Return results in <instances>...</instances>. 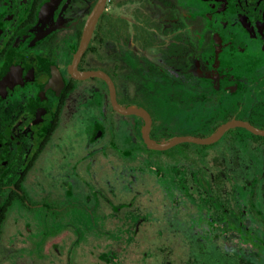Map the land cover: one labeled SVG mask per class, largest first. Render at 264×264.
Masks as SVG:
<instances>
[{
	"label": "flooded vegetation",
	"instance_id": "1",
	"mask_svg": "<svg viewBox=\"0 0 264 264\" xmlns=\"http://www.w3.org/2000/svg\"><path fill=\"white\" fill-rule=\"evenodd\" d=\"M97 2L0 0V235L12 210H19L20 217L30 211L52 220L58 213L63 224L54 232L64 230L77 217L72 207L87 205L86 198L68 193L65 185H74L77 179L92 194L94 155L110 158L97 169H119L127 162L115 154H137L139 147L127 149L119 139L115 119L141 117L116 112L101 77L76 74H107L118 104L142 106L149 112L151 136V90H165L167 103L179 104L173 97L180 92L181 104L202 105L203 97L181 90L203 91L206 78L199 70L206 54L210 59L217 55L220 71L231 68L234 72L237 52L246 60L247 75L257 64L262 66L264 0H106L80 52L86 22ZM258 74L264 82L263 69ZM261 101H252L247 116L233 112L214 120L220 125L233 118L251 123V118L255 122L251 124L264 128L258 126H264V121L255 110ZM241 132L235 141L244 145L231 147L229 173L233 182L243 184L235 183L234 204L228 201L229 209L219 218L223 224L215 223L211 229L215 236L218 231L238 235L246 246L227 239L220 248L217 242L207 243L198 252L191 249L195 257L191 251L188 259L193 264H264V136ZM230 133L237 132L230 129L222 137ZM140 148L145 150L143 145ZM186 175L183 180L177 178L180 188L187 184ZM196 176V182L208 180L206 174ZM211 192L203 202L220 205L222 195L212 186ZM173 195L165 198L174 200ZM84 213L91 218L92 213L86 209ZM196 222L193 217L186 224L194 227ZM152 262L166 264L163 258Z\"/></svg>",
	"mask_w": 264,
	"mask_h": 264
},
{
	"label": "rangeland",
	"instance_id": "2",
	"mask_svg": "<svg viewBox=\"0 0 264 264\" xmlns=\"http://www.w3.org/2000/svg\"><path fill=\"white\" fill-rule=\"evenodd\" d=\"M211 58H207L206 54L203 68L201 67L199 70L204 73V78H206L203 91L186 88L181 90L188 95L195 94L203 97L202 105H198L194 110L188 108L191 105L190 102L180 103L182 98L180 92H176L173 97V100L179 102L178 104L176 102L167 103L168 101L164 98L165 90H151L154 128H166L168 133L193 130L199 127L201 120L209 119L212 116L223 117L233 112L236 115L247 116L252 101L264 100V82L258 79V72L261 69L264 71L263 58L262 66L261 64L254 66L255 71L252 69L250 76L247 75L246 60L242 59L240 52L234 56L236 64L234 72L231 68L220 71V68L217 69V55L216 58L213 56ZM193 68L196 69L195 66ZM229 72L234 73V76H231ZM184 98L187 99V96ZM261 102L262 104L255 108L256 117L264 121V101ZM115 120L118 125L119 139L126 142L127 149L132 150L133 145L139 147L137 154L128 155L127 152H123L115 155L128 164L133 162L132 164H135L138 169L134 171L133 167L124 166L119 169H97L100 167L99 164H107L110 158L107 160V158L94 155L91 159V165H93L92 174L90 173L91 184L99 182V179L94 178L96 175L98 178L102 177L104 180H108L109 177L106 174L110 172L109 181L114 182L117 173L123 174L116 176L119 195L120 193L124 194L126 200L131 198L130 207L133 208V211L139 213L142 209L140 213L145 216V219L140 218L134 224L133 240L128 244H117L108 238L94 237L99 234L101 223L104 221L105 232L114 230L115 220L110 216L107 218L110 209L104 202L98 205L97 209L100 213L94 210L96 201L93 193L87 192L83 184L76 179L74 185H65V190H68V193H73L75 197L86 198L87 205L85 208L83 204H76L75 207H72V212L77 217L68 224L70 226L58 233L54 232L55 228H60L63 224L58 213L53 216L55 219L52 220L44 219L39 214L30 211L26 212L24 217H20L19 210L11 211L0 235V264H151L155 254L156 237L160 233H163V246L167 247L164 251L166 257H163L166 264L168 262L169 264H193L191 258L188 259L191 249L198 252L206 247L207 243L217 242L220 248L222 247L221 243L227 239L235 245L246 246L237 237L238 235L233 236L218 231L215 236L211 229V226L215 227V223L223 224L219 218L223 215V211L229 209L228 201L231 200L230 204H234L231 195L236 193L235 183H239V186L243 184L239 180V182H233L234 178L229 173L231 171V147L244 145L235 141L236 134H227L216 144L206 145L208 147L205 150L192 148L185 151L176 147L167 154L154 153L151 155L140 148L142 147L141 126L143 124L140 118L122 117ZM95 146L97 145L93 144V147ZM140 159L144 160V166L149 165L148 168L154 170L152 176L151 173H145V170H139ZM102 167H106V165ZM166 171L168 172L167 177H170L169 180L173 177H178L181 180L183 173H187L185 177L187 184L184 188L183 184L181 185V192L176 194L174 200H167L156 184V181ZM62 172L59 173V176ZM202 173L206 174L205 178L210 181L209 185L211 184L212 189L222 195L223 202L220 205L216 203V206H211L210 202H203L202 198L205 197L206 187L209 189V186L204 178H198V182L195 180L196 174ZM35 188H33L34 192ZM55 189L58 193H62L58 187ZM239 191L242 190L239 189ZM58 199V203L61 204L62 196ZM154 208L158 212L152 216L151 210ZM85 209L92 213L90 219V214L84 213ZM100 215L104 221L99 218ZM160 217L162 219H159ZM193 217L197 220V224H193L194 227L186 224ZM121 227H124V224ZM96 244L105 248L91 250ZM178 252L181 254L178 255ZM171 260L176 261L171 263Z\"/></svg>",
	"mask_w": 264,
	"mask_h": 264
},
{
	"label": "trees",
	"instance_id": "3",
	"mask_svg": "<svg viewBox=\"0 0 264 264\" xmlns=\"http://www.w3.org/2000/svg\"><path fill=\"white\" fill-rule=\"evenodd\" d=\"M192 80L193 81L196 80L195 75H193ZM189 107H190V110H194L196 105L191 104L190 106H188V108ZM250 121H251V123H255L254 120L251 118H250ZM218 125H219V122L214 120V117L212 116L209 119L206 118L204 120H201L198 128L193 129V130L180 131L179 134H183V135L191 134V135H195V136H207V135L213 134ZM258 126L264 127L262 124L258 125ZM233 130H235L237 132L236 135L239 134L238 131H242L241 134L248 132V131H245L244 129H232V131ZM173 135H175V134L174 133H168L166 128H160V129L153 128L151 131V136L157 141L167 140V139L171 138ZM249 135H252V134L249 133ZM252 136H254V135H252ZM239 137H241V136H239ZM257 137H259V136H257ZM222 139H223V137H222ZM240 143H242V142H240ZM141 145H143L145 148V151L147 153H151V155L154 153L155 154H158V153L167 154V153L172 152L174 150L173 148H176V147L180 148V150H185V151L192 149V148H198V150L199 149L205 150V148L207 149V147H208L206 145H199V144H194V143H181V144H178V145H176V146H174L171 149L166 150V151H155V150L148 149L143 143H141ZM143 163H144V160L142 161V159H140L139 170H142V171L145 170V173H147V172L151 173V176H152V173L154 172V170L152 168L149 169L148 168L149 165L144 166ZM128 166H129L128 163L124 164V167H128ZM131 166L134 168V171L138 169L135 164H131ZM100 169H104V168H100ZM106 169H109V168L107 167ZM167 174H168V172L166 171V173L163 176H161L159 178V180L156 181V184L160 188L162 194L165 197H168L171 194H174L173 197H175L176 194H180V192H181V188L179 187L180 181H179V179H177L178 177H175L174 179L169 180L168 178H170V177L169 176L167 177ZM106 175H108V177L110 178L111 173L108 172ZM119 175L121 176L123 174L117 173L115 176H119ZM94 178L99 179V182L92 185V187L94 189V191H92V192L94 193V195H96V198H95V201H96L95 204L96 205L94 206L95 207L94 210L96 212L100 213L99 209H97L99 203L100 204L103 202L106 203L110 209L109 214L107 215V218H108V216H110L113 220H115V226L113 228L114 230L109 231V232H105V229H104L105 221H104V219H102L103 217L100 215L99 218H101L104 221L103 223H101V226H100L101 230L99 231V234L97 236H94L93 234H91V235H93L94 237H97V238H108L111 240V242L117 243V244H123V243L128 244V243H130L133 240L134 224L140 218L145 219V216L140 213V212H142L141 211L142 209L139 211V213L134 212L133 208L130 207L132 204V203H130L131 198L126 200L124 198V194L120 193V195H119L117 183L115 182L118 179H115V177H114V182H110L109 178H108V180H104L102 177L98 178L97 175L94 176ZM208 181L209 180H206V183L209 186V189L206 187V191H205L206 194L212 193L211 192V184L209 185L210 181L209 182ZM171 183L175 184L177 189L176 188L173 189V187L171 188ZM157 212H158V210L154 208V210H151V215L154 216L155 214H157ZM1 218L2 217H0V233H1V220H2ZM159 219H162V218L160 217ZM122 222L124 224V227H121V225H123ZM157 222H158V220H157ZM162 234L163 233H160V235H157V237H156L157 242L155 241V248H154L155 254L153 255V258H163V257L165 258L166 257V253L164 255V251H165V248H167V247L163 246L164 243L162 241V238H163ZM79 238H82V237H79ZM96 245H93V248H91V250H93L95 248H100V249L105 248V247H101L98 245L96 246ZM191 251L193 252L191 257H195L194 256L195 255L194 250H191ZM116 254H118V253H116ZM179 254H181V253L178 252V255Z\"/></svg>",
	"mask_w": 264,
	"mask_h": 264
},
{
	"label": "water",
	"instance_id": "4",
	"mask_svg": "<svg viewBox=\"0 0 264 264\" xmlns=\"http://www.w3.org/2000/svg\"><path fill=\"white\" fill-rule=\"evenodd\" d=\"M105 1L106 0H98L86 22L80 52L86 46L91 37L95 23L104 8ZM76 76L80 78L98 76L104 79L109 87V95L113 109L122 115H138L143 120V124L141 126V137L147 148L150 150L165 151L181 143L210 145L217 142L226 131L234 128H243L251 132L252 134L264 136V128L256 127L246 120L233 118L220 124L216 128L215 132L208 136L202 137L195 135H176L168 140L157 141L150 136V126L152 119L149 112L142 106L134 104L123 106L118 104L116 100L115 87L107 74L101 71H90L82 75L76 74Z\"/></svg>",
	"mask_w": 264,
	"mask_h": 264
}]
</instances>
